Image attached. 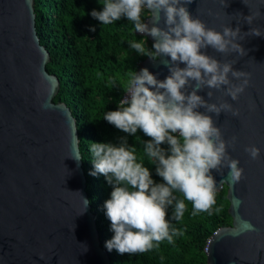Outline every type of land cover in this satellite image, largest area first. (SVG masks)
I'll return each mask as SVG.
<instances>
[{
	"label": "water",
	"instance_id": "obj_1",
	"mask_svg": "<svg viewBox=\"0 0 264 264\" xmlns=\"http://www.w3.org/2000/svg\"><path fill=\"white\" fill-rule=\"evenodd\" d=\"M188 9L219 31L240 26L247 53L206 51L250 73L238 100L223 88L213 89L211 98L208 89L199 92L240 110L238 117L221 112L214 118L226 140L237 138L228 151L244 169L237 183L228 179L227 168L223 174L212 170L223 180L219 190L228 186L233 221L208 239L207 264H264V35L249 33L257 27L264 32V15L251 25L244 19L257 10L264 13V0H192ZM146 22L153 23L150 15ZM159 23L164 26L163 13ZM143 35L154 43L150 34ZM50 59L37 32L35 0H0V264H112L91 203L86 207L83 161L73 157H82L77 120L67 103L54 100L60 79L48 71ZM168 59L147 56L137 71L147 67L164 79ZM249 145L261 149L258 159L245 151Z\"/></svg>",
	"mask_w": 264,
	"mask_h": 264
},
{
	"label": "clouds",
	"instance_id": "obj_2",
	"mask_svg": "<svg viewBox=\"0 0 264 264\" xmlns=\"http://www.w3.org/2000/svg\"><path fill=\"white\" fill-rule=\"evenodd\" d=\"M99 2L102 9H93L90 14L102 25L126 18L136 33L154 38L151 48L147 46V35L129 40L130 49L154 60L161 55L170 58L164 63L169 69L164 79H158V74L147 67L129 73L123 88L127 95L117 101L116 109L105 112L103 119L127 135L89 144L94 166L90 174H103L112 189L103 205L114 233L105 242L106 248L121 254L145 252L164 240L173 243L174 237L182 234L171 221L182 220L186 202H191L193 215L220 212V207L214 206L223 180L217 181L212 170L223 174V168H227L228 179L232 183L240 181L244 169L228 151L230 144L235 147L237 138L226 140L214 118L221 112L238 117L240 110L228 100H206L199 92L208 89L211 98L213 89L223 88L227 96L238 100L250 83V73L236 69L234 62L220 61L206 49L241 55L247 50L240 43L239 25H226L222 31L208 27L189 11L192 0ZM144 10L150 13L151 25L142 18ZM161 13L163 27L159 23ZM261 15L264 13L257 10L244 19L251 25ZM91 30L95 31V26ZM249 33L264 35L258 27ZM138 131L151 139H142ZM129 137L142 146L143 156H138ZM245 151L252 159L260 157L261 149L256 145L247 146ZM73 157L82 159L79 155ZM145 157L147 165L155 166L160 181L153 178ZM84 200L87 207L90 201ZM233 202L236 207L241 203L238 197Z\"/></svg>",
	"mask_w": 264,
	"mask_h": 264
},
{
	"label": "trees",
	"instance_id": "obj_3",
	"mask_svg": "<svg viewBox=\"0 0 264 264\" xmlns=\"http://www.w3.org/2000/svg\"><path fill=\"white\" fill-rule=\"evenodd\" d=\"M102 7L99 0H35L37 32L51 55L47 69L60 79V89L54 100L67 103L77 120L88 196L101 244L107 249L105 242L114 233L103 205L112 189L103 174H90L94 166L89 144L114 141L127 135L104 120V114L118 107L117 101L126 95L123 88L129 73L137 71L140 61L147 56L129 48V40H139L145 35L136 33L134 25L126 18L102 25L91 16L93 9L101 10ZM149 15L148 10L142 12L143 19ZM91 26H95V31ZM152 44L147 37V46L151 48ZM137 135L151 139L139 131ZM129 142L136 145L138 156H143L139 142L134 137H129ZM147 166L152 169L153 178L160 181L162 178L155 173V166ZM227 193V185L218 190L214 207L221 210L211 216L206 212L193 215L191 202H186L182 220L171 221L182 232L174 237L173 243L164 240L148 251L137 253L121 254L115 249H107L112 264H207L208 239L220 226L230 225L233 221Z\"/></svg>",
	"mask_w": 264,
	"mask_h": 264
}]
</instances>
